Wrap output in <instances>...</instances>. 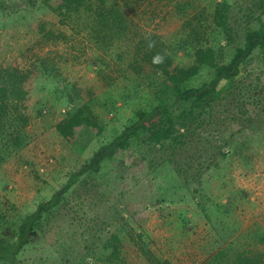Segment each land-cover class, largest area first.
Instances as JSON below:
<instances>
[{
    "label": "rangeland",
    "instance_id": "1",
    "mask_svg": "<svg viewBox=\"0 0 264 264\" xmlns=\"http://www.w3.org/2000/svg\"><path fill=\"white\" fill-rule=\"evenodd\" d=\"M119 1L127 30L108 47L96 41L98 29L86 17L63 24L43 0H0V64L38 68L22 141L0 165V246L15 243L23 222L63 192L137 111L174 102L173 86L130 68L132 58H143L137 46L147 45L145 37L161 43L174 66L188 68L199 45L229 63L243 28L264 25V0H227L231 43L214 21L224 0ZM214 73L203 67L187 85L199 88ZM213 96L202 129L199 121L190 128L193 140L175 150L132 141L103 173L84 174L61 194L16 258L0 264H264V49ZM73 103L88 106L104 126L98 138L79 136L76 150L56 130ZM191 106L179 102L171 111L177 116ZM114 233L118 259L104 248Z\"/></svg>",
    "mask_w": 264,
    "mask_h": 264
},
{
    "label": "trees",
    "instance_id": "2",
    "mask_svg": "<svg viewBox=\"0 0 264 264\" xmlns=\"http://www.w3.org/2000/svg\"><path fill=\"white\" fill-rule=\"evenodd\" d=\"M33 4L35 5L36 2ZM43 4L57 14L63 24L75 17L88 18L93 21V25L98 29L95 36L96 41H101L108 47L112 46L116 36L121 37L122 33L127 30L128 19L124 12V6L119 0H43ZM229 9L227 0H224L223 3L217 5L214 13L216 28L219 33L224 34L226 43L234 41L232 38L234 28L228 22ZM33 25L36 27V24ZM44 28L45 26H42L39 30L44 32ZM243 31V45L236 48V53L229 63L224 62L221 54L216 55L214 49L199 45L195 51L196 61L188 68L174 66L171 57L167 55L163 65H153L151 58L155 53L163 51L162 44H157L156 48L149 50L147 45L141 41L137 46V51L139 53L141 47L144 48L143 58H132L130 68L135 70L136 66L140 71L139 76L144 80L150 77L149 73H152V76L162 79L167 87L173 86L176 93L174 102L171 105L159 102L150 110L137 111L130 125L116 139L104 145L89 162L84 163L81 169L72 175L63 192L56 194L52 200L42 203L23 222L15 243L3 242L1 244L0 261L15 259L22 248L29 243L37 222L43 218L46 212L60 204L61 194L68 192L82 175L103 173L105 162L112 160L122 150L130 148L132 141L143 140L144 143L146 141L156 150L166 149L167 146L175 150L177 147L187 144L186 138L193 140L196 130L202 129L206 119L205 114H208L207 109L212 108V103L215 101L213 94L219 84L222 81L233 82L236 80L244 71L248 56L256 49H264V25H260L256 29H250L247 25ZM182 48L184 49V47ZM203 67L215 70L213 79L199 88L187 85V82L198 75ZM37 71L38 68L22 71L10 65L0 64V165L4 161L3 154L9 153L11 145H17L22 141L20 139L21 131L28 122L25 111L30 105V96L34 89ZM185 101L192 102L191 108L173 116L171 107ZM198 121L196 130L190 131L191 126ZM56 130L66 145L76 150L79 136L88 134L93 138H98L101 136L104 126L88 106H77L73 103L68 116L57 125ZM222 153L225 155L224 151ZM145 188L151 189V185L143 189ZM148 197L145 196V200H149ZM119 236L120 234H112L104 246L109 251L111 258H119L121 252ZM158 264L170 263L166 261Z\"/></svg>",
    "mask_w": 264,
    "mask_h": 264
},
{
    "label": "clouds",
    "instance_id": "3",
    "mask_svg": "<svg viewBox=\"0 0 264 264\" xmlns=\"http://www.w3.org/2000/svg\"><path fill=\"white\" fill-rule=\"evenodd\" d=\"M145 39L147 40V48L149 50L156 48L157 41L152 40L150 37H145ZM166 55H167L166 51L155 53V55H153L151 58V63L155 66L163 65L166 60Z\"/></svg>",
    "mask_w": 264,
    "mask_h": 264
}]
</instances>
